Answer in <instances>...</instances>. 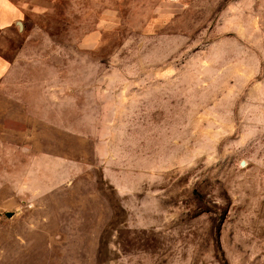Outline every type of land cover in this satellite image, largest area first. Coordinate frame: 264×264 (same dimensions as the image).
I'll return each mask as SVG.
<instances>
[{"label": "rangeland", "instance_id": "374dc122", "mask_svg": "<svg viewBox=\"0 0 264 264\" xmlns=\"http://www.w3.org/2000/svg\"><path fill=\"white\" fill-rule=\"evenodd\" d=\"M73 3L0 34V264H264V0Z\"/></svg>", "mask_w": 264, "mask_h": 264}, {"label": "crops", "instance_id": "0c3cea01", "mask_svg": "<svg viewBox=\"0 0 264 264\" xmlns=\"http://www.w3.org/2000/svg\"><path fill=\"white\" fill-rule=\"evenodd\" d=\"M59 0H25L22 7L17 5L12 0H0V34H6L8 31L16 26L17 29H21L25 25V9L32 13L36 17L42 16L44 13L49 12L52 9V5ZM72 6L75 0H66ZM99 4H109L110 0H94ZM116 10L114 7L106 5L102 6L99 11L98 18L95 22V27L82 34L78 41V46L86 48L87 50L97 46L100 42L101 32L114 28L116 25ZM36 28H31L33 30ZM24 41L22 45H17L13 51H10L0 41V80L5 79L11 72V69L15 61L22 53Z\"/></svg>", "mask_w": 264, "mask_h": 264}, {"label": "water", "instance_id": "95a60500", "mask_svg": "<svg viewBox=\"0 0 264 264\" xmlns=\"http://www.w3.org/2000/svg\"><path fill=\"white\" fill-rule=\"evenodd\" d=\"M9 213H6V216H8Z\"/></svg>", "mask_w": 264, "mask_h": 264}]
</instances>
